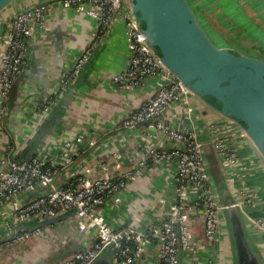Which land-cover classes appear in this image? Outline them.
Returning <instances> with one entry per match:
<instances>
[{
	"label": "built area",
	"instance_id": "obj_1",
	"mask_svg": "<svg viewBox=\"0 0 264 264\" xmlns=\"http://www.w3.org/2000/svg\"><path fill=\"white\" fill-rule=\"evenodd\" d=\"M55 9L71 11L90 19L95 23V30L91 33L87 48L60 76L55 94L38 103L25 146L20 148L12 140L5 153L0 155V225L8 228L11 235L15 233L12 242L17 245L27 242L34 233L19 230L21 223L32 220L43 222L72 213L71 218L78 234H92L95 241L91 246L80 244L75 251L55 264H91L107 247H111L114 264H144L141 255L143 245L148 240L155 241L157 245L158 264H177L180 253H184L188 259L194 258L199 246L189 229L190 213L201 215L203 239L208 244L219 242L223 228V208L216 199L204 143L212 148L225 177L231 175V182L227 177L226 181L231 193L239 201L238 206L243 210L252 207L256 197L233 185V171L237 166H242L243 161L236 149L227 146V138H221L217 128H211L208 142H203L193 128L179 129L159 120L177 103L183 105L184 112L189 114L192 111L191 96L146 46L127 0L58 1L30 10L0 27V119L7 117L11 94L31 57L32 43L39 38L47 17ZM117 24H121L123 30L128 61L127 67L111 78L112 84L122 91H134L142 87L147 79L158 78L161 81L155 95L121 121L120 128L127 131L147 124L146 131L136 140L138 152L135 166L119 178H89L79 174L68 184L58 185L55 182L57 168L47 156L37 154L22 160H17V157L50 114L56 98L69 87L93 50ZM158 134L167 140L166 148L160 145ZM52 143L72 149L85 142L83 136L69 139L58 136ZM62 156H66V151H62ZM70 159L68 157L65 164H69ZM164 165L173 167L176 198L162 224L153 225L145 232L131 225L114 230L105 219L104 204L112 201L118 206L130 183L150 167ZM84 172L88 173L89 170L85 169ZM247 219L255 230L264 231L263 220ZM207 264L219 262L210 259Z\"/></svg>",
	"mask_w": 264,
	"mask_h": 264
},
{
	"label": "crops",
	"instance_id": "obj_2",
	"mask_svg": "<svg viewBox=\"0 0 264 264\" xmlns=\"http://www.w3.org/2000/svg\"><path fill=\"white\" fill-rule=\"evenodd\" d=\"M24 1L18 0L15 5ZM191 2L203 20L223 18L229 27L240 20L253 21V26L259 31L261 42L263 41L264 29L260 26L264 27V0ZM94 30L93 21L71 11L55 9L47 17L45 28L39 38L33 41L31 57L11 94L9 113L7 117L0 119V155L5 153L12 140L16 141L20 148L25 146V138L30 132L29 125L37 111L38 103L55 94L60 76L87 48ZM1 50L0 45V52ZM127 61L125 37L121 24H117L108 34L92 67L77 84L75 83L74 95H60L56 98V103L59 99H64L65 103L54 114L53 132L66 139L83 136L85 142L80 147L66 149L52 143L55 139L53 138L43 143L34 154H43L53 161L57 168L55 182L58 185L68 184L79 174L89 178H119L135 166L138 152L136 140L146 131L147 124L127 131L120 128L121 121L141 103L155 95L161 81L158 78H150L134 91H122L112 84L111 78L127 67ZM190 102L192 111L189 114L184 112L183 105L177 103L159 120L179 129L193 128L203 142H208L211 128H217L221 138H227V146L236 149L243 161V165L237 166L233 171V185L256 197L253 206L245 209L246 218L264 221L262 160L235 125L197 99L191 97ZM157 137L160 145L166 148L167 140L160 134ZM30 145L31 142L25 149ZM204 145L207 146L205 157L208 165L218 161L209 144ZM62 151H66V156H62ZM68 157L71 158L70 163L65 164ZM218 166L221 167L219 163ZM85 169L89 172L85 173ZM230 176L226 175L229 183ZM175 198L173 167H150L141 177L129 184L121 204L116 206L112 201H107L103 212L114 230L131 225L136 230L145 232L153 225L162 224ZM71 217L72 213H68L59 223L34 229L32 237L23 244L16 245L12 241L0 244V264H50L56 262L63 254L75 251L82 243L91 246L95 241L94 235L78 234ZM246 218L248 233L264 257V231L255 230ZM188 220L199 252L191 259L180 253L181 264H207L210 259L218 261L222 255L225 263L230 264V252H222L223 237L214 245L208 244L203 239L201 215L190 213ZM10 235L9 229L0 225V240L7 239ZM226 239L224 238V241ZM107 253L111 254V251ZM107 257L110 258L108 255ZM141 259L144 264H158L155 241L148 240L144 243Z\"/></svg>",
	"mask_w": 264,
	"mask_h": 264
},
{
	"label": "water",
	"instance_id": "obj_3",
	"mask_svg": "<svg viewBox=\"0 0 264 264\" xmlns=\"http://www.w3.org/2000/svg\"><path fill=\"white\" fill-rule=\"evenodd\" d=\"M17 1L0 0V27L39 6L63 0H25L15 5ZM127 1L138 31L160 64L191 97L235 125L264 164V58L217 48L198 23L188 0ZM107 36L61 95H74L75 85L92 67ZM64 103V99H59L28 144L41 132L43 143L58 137L52 130L54 114ZM220 168L215 160L209 165V174L218 204L223 208L221 237L230 241V264H264V257L248 233L245 209L238 206L239 201L231 193ZM65 217L24 222L18 229L33 232L59 223ZM14 237L15 233L0 240V244L12 241ZM109 251L111 254L107 253ZM222 256L218 262L226 264ZM180 257L177 264H181ZM91 264H114L111 247L104 249Z\"/></svg>",
	"mask_w": 264,
	"mask_h": 264
},
{
	"label": "rangeland",
	"instance_id": "obj_4",
	"mask_svg": "<svg viewBox=\"0 0 264 264\" xmlns=\"http://www.w3.org/2000/svg\"><path fill=\"white\" fill-rule=\"evenodd\" d=\"M198 23L201 25L207 37L217 48H227L238 54L245 56H260L264 58V39L261 42L260 33L253 26L251 20H240L239 23L233 24L234 29H229L226 20H203L200 13L196 11L191 0H188ZM264 29V27L260 26ZM243 34V35H239ZM222 252H230L231 244L228 239L221 243Z\"/></svg>",
	"mask_w": 264,
	"mask_h": 264
},
{
	"label": "trees",
	"instance_id": "obj_5",
	"mask_svg": "<svg viewBox=\"0 0 264 264\" xmlns=\"http://www.w3.org/2000/svg\"><path fill=\"white\" fill-rule=\"evenodd\" d=\"M43 144V133L41 132L38 134L32 141L30 147H28L26 150L22 152V155L19 154L17 157L18 160H22L31 156H34L36 154L37 150L40 148V146ZM192 233V232H191ZM193 235V234H192ZM194 237V236H193ZM72 253V252H71ZM70 253L63 254L60 256V258H63ZM59 258V259H60Z\"/></svg>",
	"mask_w": 264,
	"mask_h": 264
},
{
	"label": "flooded vegetation",
	"instance_id": "obj_6",
	"mask_svg": "<svg viewBox=\"0 0 264 264\" xmlns=\"http://www.w3.org/2000/svg\"><path fill=\"white\" fill-rule=\"evenodd\" d=\"M231 30L234 29V26L231 25V27H229Z\"/></svg>",
	"mask_w": 264,
	"mask_h": 264
}]
</instances>
